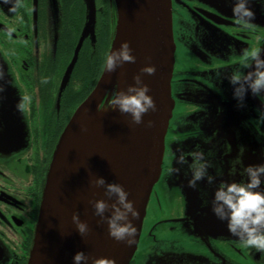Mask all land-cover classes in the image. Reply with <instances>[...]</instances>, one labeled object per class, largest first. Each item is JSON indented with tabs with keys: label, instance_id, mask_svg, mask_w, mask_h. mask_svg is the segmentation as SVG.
Here are the masks:
<instances>
[{
	"label": "flooded vegetation",
	"instance_id": "flooded-vegetation-1",
	"mask_svg": "<svg viewBox=\"0 0 264 264\" xmlns=\"http://www.w3.org/2000/svg\"><path fill=\"white\" fill-rule=\"evenodd\" d=\"M232 2L172 0L175 105L162 173L129 264H264V253L244 248L211 209L220 180L246 178L242 165L230 174L241 146L243 165L264 162V104L249 91L243 107H237L226 78L243 50L264 49V6L252 0L255 26L245 29L233 20ZM14 3L0 0V57L7 75L0 77V264H28L55 147L96 86L120 26L116 1L96 0L93 30L85 35L63 86L87 23L85 0H19L9 11ZM22 96L29 97L24 126L17 108ZM178 145L185 152L199 145L213 164L209 172L221 169L222 174L213 184L201 180L190 187L187 165L180 173L171 171Z\"/></svg>",
	"mask_w": 264,
	"mask_h": 264
},
{
	"label": "water",
	"instance_id": "water-1",
	"mask_svg": "<svg viewBox=\"0 0 264 264\" xmlns=\"http://www.w3.org/2000/svg\"><path fill=\"white\" fill-rule=\"evenodd\" d=\"M115 1L120 26L113 49L127 41L135 61L123 62L112 72L103 70L96 86L77 107L62 132L44 181L28 264H73L72 256L78 250L84 251L88 264H93L97 258L129 264L138 248L150 196L162 173L165 138L175 105L172 0ZM85 2L87 23L63 86L85 35L95 24L96 0ZM147 64L155 65L156 71L151 75L140 71ZM0 71L7 76L1 57ZM136 75L148 85L156 105L155 111L149 109L143 114L140 124L134 123L130 114L112 109L110 105L111 95L134 84ZM98 115L104 119L96 126L98 131L93 136ZM74 143L78 144V149L70 158L68 150ZM97 176L104 177L106 182L121 184L129 193L128 199L138 211L136 217L130 216L136 227L131 243L110 237L107 222L94 214L90 202L105 199L111 204L114 199L105 196L104 186L95 185L93 181ZM73 213L88 226L83 236L72 221Z\"/></svg>",
	"mask_w": 264,
	"mask_h": 264
},
{
	"label": "clouds",
	"instance_id": "clouds-1",
	"mask_svg": "<svg viewBox=\"0 0 264 264\" xmlns=\"http://www.w3.org/2000/svg\"><path fill=\"white\" fill-rule=\"evenodd\" d=\"M9 3L10 0H4ZM252 0H234L232 2V17L234 22L245 28L252 29L255 26L253 18L254 11L250 7ZM256 3L264 6V0H255ZM19 6V0H15L13 7L9 11H15ZM193 35V33H191ZM194 36V35H193ZM264 49L252 47L245 49L241 53L242 58L234 66L231 73L226 76L229 83L233 85V97L237 100V107H243L244 98L247 92L255 95L264 104V56L261 52ZM132 49L127 41H122L118 49H112L105 53L103 70L112 72L123 62H134L135 56L131 54ZM140 71L149 75L156 71L155 65L147 64ZM3 72L0 71V77ZM217 78L219 72L215 73ZM134 84L127 86L126 90L118 89L111 95L110 105L112 109L131 115L132 121L136 124L142 122L143 114L149 109L155 111L156 105L149 94L148 85L143 83L140 75L133 77ZM42 83H47L44 77ZM219 91V89H217ZM28 96H22L17 108L24 112ZM151 125V121L148 122ZM226 149L231 150V145L226 143ZM243 146L240 147V154L243 153ZM178 153V155H177ZM208 155H211L209 153ZM241 155L231 162L230 174H236L237 166L242 165L239 171L241 180L225 181L220 180L214 189L211 200V209L214 215L221 221H226L228 231L246 249H254L264 253V162L243 165ZM189 157L191 160L189 161ZM171 169L174 173H180L181 166L187 165L185 176L190 172L188 185L197 187V182L206 180L208 184H213L216 176L222 174L221 169H216L215 175L209 172L213 168L211 160L206 158V153L199 145H195L192 150L185 152L181 146L176 148V158ZM176 165H179L176 166ZM97 186H104L105 196L113 198L111 204L105 199H96L92 203L94 214L107 222L108 235L117 241L126 240L131 243V237L136 232V227L132 223L131 217H136L138 211L134 207L132 200L128 199L129 193L117 182H106L104 177L97 176L93 181ZM208 203L207 200L204 201ZM108 212V215L105 213ZM72 221L80 235L88 231L86 222L80 220L77 213H73ZM73 264H88V257L83 250L76 251L72 256ZM93 264H115L109 258H97Z\"/></svg>",
	"mask_w": 264,
	"mask_h": 264
},
{
	"label": "bare ground",
	"instance_id": "bare-ground-1",
	"mask_svg": "<svg viewBox=\"0 0 264 264\" xmlns=\"http://www.w3.org/2000/svg\"><path fill=\"white\" fill-rule=\"evenodd\" d=\"M103 117L101 115H98L94 121L95 123V126L93 127V136H95V134L97 133L98 131V128L96 127L98 124H101L103 122ZM77 149H78V144L77 143H74L72 147H70V149L68 150V154H70V158H72L76 152H77Z\"/></svg>",
	"mask_w": 264,
	"mask_h": 264
},
{
	"label": "rangeland",
	"instance_id": "rangeland-1",
	"mask_svg": "<svg viewBox=\"0 0 264 264\" xmlns=\"http://www.w3.org/2000/svg\"><path fill=\"white\" fill-rule=\"evenodd\" d=\"M26 111L24 110V112L20 111V124H22V126L25 125V120H24V117L26 116ZM21 141H23V139H21ZM24 142V141H23Z\"/></svg>",
	"mask_w": 264,
	"mask_h": 264
}]
</instances>
